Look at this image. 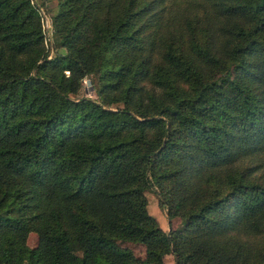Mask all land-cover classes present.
I'll use <instances>...</instances> for the list:
<instances>
[{
	"label": "trees",
	"instance_id": "trees-1",
	"mask_svg": "<svg viewBox=\"0 0 264 264\" xmlns=\"http://www.w3.org/2000/svg\"><path fill=\"white\" fill-rule=\"evenodd\" d=\"M195 1L162 30L165 0H58L48 58L36 5L0 0V264H264V0Z\"/></svg>",
	"mask_w": 264,
	"mask_h": 264
},
{
	"label": "rangeland",
	"instance_id": "rangeland-1",
	"mask_svg": "<svg viewBox=\"0 0 264 264\" xmlns=\"http://www.w3.org/2000/svg\"><path fill=\"white\" fill-rule=\"evenodd\" d=\"M37 7L42 32L44 35L43 42L48 52L47 57L51 58L57 52L65 51L64 47L59 46L56 41L55 33L56 28L53 23V17L58 9V0H31ZM166 8L163 14L162 30H166L169 27H182L184 23V16L187 13L192 14L199 23V27L204 23L205 16H209L211 11L206 7L204 3L195 0H165ZM168 23V24H167ZM95 77L93 75H86L82 80L81 87L74 97L86 96L95 100H100V96L97 94L95 89ZM121 105V104H119ZM112 107V105H110ZM262 159L261 166L258 167L256 172L264 175V157ZM147 198V209L148 212L154 216L161 227L166 231L171 229H182L186 220L179 216H168L167 207L162 205L160 196L155 187L145 190ZM38 237L35 231H30L27 236V244L29 247L36 246ZM111 244L115 246H126L131 248L136 256L143 257L145 254V247L141 243H133L124 240H111ZM72 252L81 257L83 250L77 243L70 245ZM163 264H175L174 258L171 254H167Z\"/></svg>",
	"mask_w": 264,
	"mask_h": 264
},
{
	"label": "crops",
	"instance_id": "crops-1",
	"mask_svg": "<svg viewBox=\"0 0 264 264\" xmlns=\"http://www.w3.org/2000/svg\"><path fill=\"white\" fill-rule=\"evenodd\" d=\"M166 258V257H165Z\"/></svg>",
	"mask_w": 264,
	"mask_h": 264
}]
</instances>
